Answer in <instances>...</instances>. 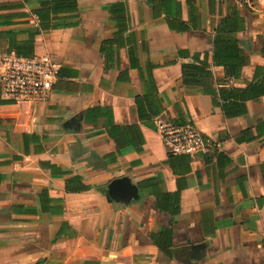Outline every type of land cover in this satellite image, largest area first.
<instances>
[{"label":"crops","instance_id":"0c3cea01","mask_svg":"<svg viewBox=\"0 0 264 264\" xmlns=\"http://www.w3.org/2000/svg\"><path fill=\"white\" fill-rule=\"evenodd\" d=\"M253 3L0 0V55L60 64L46 102L0 85V264H189L177 253L197 245L196 264H264V137L235 139L264 119ZM159 115L218 147L170 155ZM120 177L139 200L109 199Z\"/></svg>","mask_w":264,"mask_h":264},{"label":"built area","instance_id":"2783aa9c","mask_svg":"<svg viewBox=\"0 0 264 264\" xmlns=\"http://www.w3.org/2000/svg\"><path fill=\"white\" fill-rule=\"evenodd\" d=\"M253 7V0H236ZM60 64L50 54L32 57L9 52L0 55V85L2 97L16 104H37L50 100L59 79ZM155 126L168 152L191 157L208 153L214 142L198 129L178 124L164 115L155 118Z\"/></svg>","mask_w":264,"mask_h":264},{"label":"water","instance_id":"95a60500","mask_svg":"<svg viewBox=\"0 0 264 264\" xmlns=\"http://www.w3.org/2000/svg\"><path fill=\"white\" fill-rule=\"evenodd\" d=\"M103 191L109 196V199L120 203L130 204L140 199L139 187L128 177H120L112 180ZM179 258L189 264L196 262L203 257L201 246H190L181 248L178 251Z\"/></svg>","mask_w":264,"mask_h":264},{"label":"trees","instance_id":"16d2710c","mask_svg":"<svg viewBox=\"0 0 264 264\" xmlns=\"http://www.w3.org/2000/svg\"><path fill=\"white\" fill-rule=\"evenodd\" d=\"M17 52L20 53L19 50H17ZM223 108H224L225 112L227 113V115H230L232 111L233 112L234 111L240 112L239 107L236 105L223 106ZM262 137H264V119L259 120L257 124L249 127L247 130H245L242 133H240L239 135H237L235 137V139L239 143H250V142H253L254 140H256L258 138H262ZM213 142H214V146L211 148V150L216 149L219 145L218 141L217 142L213 141ZM210 151L208 153H210ZM170 155H174V154H170ZM83 188H85V187H83ZM163 233L164 234H161L158 236L157 244L167 253H171L172 252V250H171L172 249V241H171L172 233L168 230H166V231L164 230Z\"/></svg>","mask_w":264,"mask_h":264}]
</instances>
